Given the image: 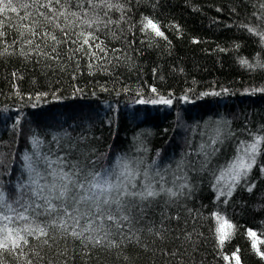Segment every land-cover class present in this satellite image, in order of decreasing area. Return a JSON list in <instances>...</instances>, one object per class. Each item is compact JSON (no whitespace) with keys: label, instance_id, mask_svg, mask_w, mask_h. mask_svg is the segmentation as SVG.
Here are the masks:
<instances>
[{"label":"trees","instance_id":"1","mask_svg":"<svg viewBox=\"0 0 264 264\" xmlns=\"http://www.w3.org/2000/svg\"><path fill=\"white\" fill-rule=\"evenodd\" d=\"M13 6L0 12V191L9 202L31 199L37 172L118 174V163L128 164L137 190L151 182L176 195L138 200L137 219L119 231L77 238L55 228L48 244L29 237L22 254L0 252V264H235L237 250L242 264H264L248 235L264 239V141L234 187L229 170L242 144L264 137V41L248 31L264 32V0ZM145 17L162 37L143 29ZM160 97L172 103H137ZM219 120L234 134L203 130ZM217 216L232 225L223 246Z\"/></svg>","mask_w":264,"mask_h":264},{"label":"snow or ice","instance_id":"2","mask_svg":"<svg viewBox=\"0 0 264 264\" xmlns=\"http://www.w3.org/2000/svg\"><path fill=\"white\" fill-rule=\"evenodd\" d=\"M60 3L61 0H49V3ZM0 12L10 10L15 12L17 9L13 6V0H0ZM23 8L29 7V5H21ZM41 7L48 8V5H41ZM112 7L111 4L108 5ZM51 11V9H49ZM62 15V13H61ZM73 15H75L73 13ZM27 19L28 17H23ZM51 22V17H49ZM26 27V30H30ZM58 27V25H57ZM91 27V25H89ZM143 29L152 31L156 36L162 37L164 34L159 30V26L148 17H145L143 23ZM249 32L255 35H259L261 40L264 41V32H258L256 29L248 28ZM33 35L38 33L33 32ZM3 35V33H0ZM23 35V33H22ZM55 40V36L51 37ZM28 44H32V40L27 41ZM84 44L89 43V39L85 38ZM39 48V45H37ZM242 64H248L246 60L241 61ZM252 67V65H248ZM264 67V65H259ZM155 93L156 89H152ZM264 91V90H262ZM219 93H203V96L218 95ZM186 99V98H185ZM152 104H167L172 103L171 99H165L160 97L159 99H153L145 101L140 99L137 101L139 104L144 103ZM264 141V137H256L251 144L242 145L239 150L240 155L229 166L231 173L232 186L239 183L241 176H246L251 171L255 164V156L259 154L261 142ZM26 161H30L29 157H25ZM48 167L51 168V162ZM117 167H122L124 171L116 173L115 169L104 170L101 173H89L83 175L82 173L65 171L63 169L52 170L46 175H42L37 172V179H33L31 184L33 187L29 189L31 199L23 201V197L9 202L4 192L0 191V252H14L19 250L22 254L24 246L29 245V237H33L37 240L43 239L44 244H48L52 238L50 236V230L58 228L63 232H69L72 236L80 238L84 236L85 232H99L104 231L105 228L111 229L116 227L117 231L122 227L123 222H127L131 226L136 217H133L132 213L140 207L139 201H147L149 198H155L160 195L161 192L167 191L171 196H175L176 193L171 189H163L156 191L151 182L145 183L142 190H137V184L133 183L134 175L129 170L127 163L123 165L119 164ZM28 168L31 171L32 166L29 162ZM264 171V168L261 169ZM156 175H160L159 172ZM47 176H51V180H47ZM89 176L91 179H89ZM145 179H148V174H144ZM223 175L219 178L222 179ZM161 179L163 177L161 176ZM39 180H45V183L40 184ZM130 186V187H129ZM254 187V185H253ZM249 191L252 189L249 188ZM228 195H231L229 190ZM23 201V202H22ZM19 207H14L13 205ZM86 207L81 210L80 206ZM71 221V224L68 221ZM81 220H84L88 227H82L81 231H76V226L80 225ZM101 221L99 224H95V221ZM103 221H109L111 223L107 226ZM218 227V240L223 246L226 239L231 236L230 230L232 225L224 220L223 217L217 216ZM23 222V223H21ZM110 234V231H105V237ZM249 237L252 238V247L256 254L264 260V251H261L259 244H264V239L258 240L257 233L249 230ZM97 244L102 241L97 239ZM235 264H242L239 256V250L233 253ZM227 260L228 257L226 256Z\"/></svg>","mask_w":264,"mask_h":264},{"label":"rangeland","instance_id":"3","mask_svg":"<svg viewBox=\"0 0 264 264\" xmlns=\"http://www.w3.org/2000/svg\"><path fill=\"white\" fill-rule=\"evenodd\" d=\"M236 126V124H235ZM204 127L207 129V131H210L212 132V134H216L218 135L216 132H221L223 130V132H225L227 135L228 134H234V130H236V128H233V124L232 122H224L222 120H219V121H215V122H207L205 125L203 124V130H204ZM238 127V126H237ZM220 136V134L218 135ZM247 143H244L242 145H246ZM242 145H241V148H242ZM240 148V149H241ZM241 153L239 152L238 155H240ZM237 155V156H238ZM237 158V157H236ZM236 160V159H235ZM229 175V173H228ZM225 178L227 179L228 176L226 175ZM228 229H226L227 231Z\"/></svg>","mask_w":264,"mask_h":264}]
</instances>
